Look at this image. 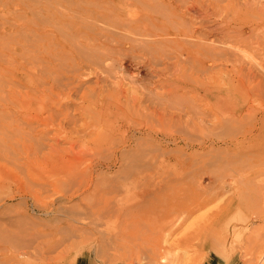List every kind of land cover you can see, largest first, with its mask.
Segmentation results:
<instances>
[{
  "label": "rangeland",
  "instance_id": "1",
  "mask_svg": "<svg viewBox=\"0 0 264 264\" xmlns=\"http://www.w3.org/2000/svg\"><path fill=\"white\" fill-rule=\"evenodd\" d=\"M8 23L14 30L0 33V264L25 261L48 241L58 242L51 264H264V122L253 147L233 144L251 125L244 113L253 102L251 113L264 112V98L246 97L254 84L230 62L242 49V61L264 63V0H0V29ZM85 23L95 29L81 35ZM43 24L54 34L48 51L62 52L51 65L29 46L26 28ZM181 24L188 36L164 33ZM241 30L245 44L235 40ZM202 35L226 55L176 50ZM17 39L25 44L12 56ZM206 64L213 75L197 78L205 88L176 87ZM237 106L243 119L231 121Z\"/></svg>",
  "mask_w": 264,
  "mask_h": 264
},
{
  "label": "bare ground",
  "instance_id": "2",
  "mask_svg": "<svg viewBox=\"0 0 264 264\" xmlns=\"http://www.w3.org/2000/svg\"><path fill=\"white\" fill-rule=\"evenodd\" d=\"M181 1V0H180ZM196 1V0H195ZM198 1V0H197ZM172 2V1H171ZM194 2V1H193ZM200 4H202V3H200ZM171 5H175L176 6V4H171ZM185 5H186V2H185ZM188 6V5H187ZM186 7V6H185ZM185 7H182L183 9L185 8ZM191 7H194V5H193V3H192V5H191ZM201 7V6H200ZM203 7V6H202ZM181 8V9H182ZM182 9V10H183ZM186 9V8H185ZM188 10H190V8L188 7L187 8ZM196 8L194 7V9H191L192 11L193 10H195ZM191 10H190V12H191ZM186 11V10H185ZM196 11V10H195ZM205 11V10H204ZM87 12V11H86ZM183 13H187V14H189V12H184V11H182ZM197 12V11H196ZM97 13V15H98V18L100 19V21H102L103 20V17H104V14H102V13H100V12H96ZM205 13V12H204ZM58 14V16H57V18H58V20H62L63 19V14L62 15H59V13H57ZM89 14H90V12H87V13H85V17H87V18H89ZM196 15H197V13H195ZM91 15H93V14H91ZM189 15H191V14H189ZM188 15V16H189ZM64 16H65V14H64ZM92 17V16H91ZM192 16H190V18H191ZM95 18H97V16L95 17ZM95 20H97V19H95ZM153 24H154V26L155 25H158V24H156L155 22H152ZM161 23V22H160ZM159 23V24H160ZM180 23V22H179ZM248 23H250V22H248ZM94 24V23H93ZM92 25V24H91ZM91 25H89V24H87V23H85V24H82V26L80 27V28H78V30L80 31V34H81V30L83 29L84 30V34H85V32L87 33V31H89V30H94L95 28H91L90 26ZM188 25V24H187ZM148 26V25H147ZM48 27V24H43L42 26L41 25H38L37 27H34V28H31V27H27L26 29L28 30V33L30 34L29 36H31V35H33L34 37H33V42L32 43H34L35 45H33L32 43H30L29 42V46H33V48L34 49H37V48H39L40 47V49H38V52L39 53H41V54H43L44 55V57H45V59L48 61V63H50V65L51 64H54V60L55 59H57L58 58V56H60L61 55V53L62 52H60V54L59 53H55V55H52L51 54V52H49L48 50H50L51 49V40L52 39H54L52 36L54 35L53 34V31L52 32H50L49 33V36H46L47 35V28ZM150 25L148 26V27H146V29L144 30V32H148L149 30H150ZM153 27V26H152ZM206 27V26H205ZM24 28V27H23ZM169 27H167L166 28V30H164V33H168V32H170V31H174V29L177 31H174V32H176V35H189L188 34V30H186L185 28V24H181L179 27H172V29L171 28H169ZM246 28H247V26H246ZM89 29V30H88ZM186 31H185V30ZM191 29V28H190ZM209 29V28H208ZM253 29V28H252ZM14 30V25L13 24H10V23H8V24H4V26L0 29V33L1 34H3V33H7V34H9V33H11L12 31ZM232 30V29H231ZM235 30V29H234ZM194 31V30H193ZM193 31H192V29H191V32H189V33H191L190 34V36L191 37H193V36H195L194 35V33H193ZM213 31V30H212ZM212 31H211V33H212ZM221 31H222V29H221ZM235 31H237V30H235ZM239 31V30H238ZM25 32V31H24ZM210 32V31H209ZM217 32V31H216ZM79 33V32H78ZM215 33V32H214ZM244 33H246V32H242V30H241V33H236L237 34V36L235 35V33L234 34H231L230 36L232 37V36H236L237 37V39H235L236 41L237 40H239L240 41V44L241 43H243L244 42V44H245V39H247L248 38V36H246L247 38H243L242 37V35L244 36L245 34ZM103 35H104V33H102ZM82 35V34H81ZM141 36H143L144 34H140ZM164 35V34H163ZM225 35H227V34H225L224 32L222 33V32H218V40H219V42H221V45H222V43H226V41H224V39H225ZM249 35V34H248ZM217 36V35H216ZM32 37V36H31ZM35 37H37V38H35ZM93 37H95L96 39V41H100V37H97L96 36V34H94V36ZM93 37H91V38H93ZM206 36L204 35V37H203V35L202 36H198V38H197V36H196V38L199 40V41H197L198 43H185V42H181L177 47H178V49H176L177 51L179 50V53L180 52H182V53H188V54H190V53H200V54H203V52H204V55H205V53H206V55H207V57L206 58H211V59H216L217 58V56H220L221 57V54L222 53H224L225 55H226V49H225V51H223V49H221V47L220 46H217V47H215V48H212V46H211V48H209V46H208V44L205 46V44L204 43H202L201 42V40H203V39H206L205 38ZM230 37V38H231ZM250 37V36H249ZM213 38V37H212ZM234 38V37H233ZM254 39V38H253ZM44 40H46V41H44ZM115 40V39H114ZM257 40V39H256ZM116 42H118L117 40H115ZM193 41V40H192ZM229 41V40H228ZM233 41H234V39H233ZM148 42V41H147ZM238 42V41H237ZM25 44L24 43V41H21V40H19V39H17L16 41H15V43L10 47V49H9V52H10V54L13 56V55H19L20 54V52H21V50H22V48H23V46H21V44ZM71 43V42H70ZM149 43V42H148ZM233 44H234V42H232ZM58 44L59 45H62V43L60 42V41H58ZM237 44V43H236ZM236 44H234V45H236ZM250 44V43H249ZM239 45V44H238ZM233 46V45H232ZM242 46V45H241ZM244 46H246V45H244ZM42 47H45L47 50H42ZM220 47V48H219ZM236 47V46H235ZM223 48V47H222ZM225 48V47H224ZM237 48V47H236ZM239 48V47H238ZM237 48V49H238ZM235 49V48H234ZM234 49H233V51H234ZM229 50V49H228ZM240 50V49H239ZM239 50H237L238 52H240ZM238 52H236V50L234 51V54L232 55V56H234V58L232 59V58H229V56H228V58L229 59H232L230 62L232 63L231 65H232V67L235 69V73L237 74V76L238 75H240L239 77L241 78V79H239V80H242V82L243 83H246V85L248 84V85H252V84H254V86H252V87H248V89L247 90H245L246 91V93H245V95H246V97L247 98H249L250 100H251V102H252V97L253 96H257L258 98H264V63H262V62H258V61H256L255 59L253 60V57H252V60H249V61H242V59H241V57H239L238 56ZM45 53V54H44ZM176 53V52H175ZM178 53V52H177ZM176 53V54H177ZM240 53H242V52H240ZM239 53V54H240ZM48 54H51V56L50 55H48ZM232 54V53H231ZM178 55V54H177ZM196 55V54H195ZM203 55V56H204ZM205 55V56H206ZM242 54H240V56H241ZM188 56V55H187ZM189 57H191V56H189ZM188 57V58H189ZM198 57V56H197ZM223 57V56H222ZM227 57V56H226ZM231 57V56H230ZM244 57H245V54H244ZM250 57V59H251V56H249ZM248 57V58H249ZM219 58V57H218ZM225 58V57H224ZM224 58H223V60H224ZM228 58H226V59H228ZM192 59V58H191ZM244 59V58H243ZM245 59H246V57H245ZM219 60V59H218ZM211 61V60H210ZM217 60H215L214 62H216ZM220 61H221V59H220ZM229 61V60H228ZM205 62V61H204ZM222 62V61H221ZM207 63V62H206ZM205 64V63H204ZM164 68V67H163ZM193 72H194V74H196V76H193L194 74L193 73H191L190 75H188L187 77H183L182 79H179L178 81H177V83H176V85H178V86H176V87H178V89H180V90H185L188 86H192V85H197L198 86V88L200 87V86H202V88H205V86L204 85H202L201 84V82H198V76H199V72H203V73H205V72H209V73H211L212 75H213V73H214V68L212 67V65H200V66H196V68L193 70ZM162 74V73H161ZM207 74V73H206ZM235 75V74H234ZM66 78H68V77H66ZM236 78V77H235ZM70 79V78H69ZM21 80V79H20ZM24 80V79H23ZM22 80V81H23ZM38 80V79H37ZM36 80V81H37ZM66 81L68 82V79H66ZM23 83H25V82H23ZM26 84V83H25ZM234 84V83H233ZM35 85H36V82H35ZM247 85V86H248ZM212 87V86H211ZM201 89V88H200ZM208 91V90H207ZM207 91L205 90V92L207 93ZM227 92H229L230 94L231 93H234L235 94V91H233V90H227ZM123 93V92H122ZM211 92L209 91V93H207V94H209V95H211L210 94ZM217 93V92H216ZM120 94V93H119ZM219 94H222V93H220L219 92ZM113 96H116L117 95V93L116 92H113V94H112ZM121 95V94H120ZM123 95V94H122ZM256 97V98H257ZM217 99V98H216ZM138 100V99H137ZM224 100V99H223ZM248 101V100H247ZM255 101V100H254ZM261 101V100H260ZM218 102V101H217ZM224 102V101H223ZM251 102H250V104H251ZM262 102H264V101H262ZM261 102V103H262ZM254 103V102H253ZM252 103V104H253ZM140 104V103H139ZM251 104V105H252ZM262 104H264V103H262ZM224 105V104H223ZM248 105L249 104H247V107H248ZM249 106V107H251V108H248V111L246 112V113H244V115L246 116V117H251L250 119H251V125L247 128V133L246 134H243L242 135V138H236V139H234V141H233V144L235 145V146H239L240 144H241V142L242 143H246V140L249 142V145L251 146V147H253L252 146V144L251 143H253V141H254V138H252V136L255 134V132L257 131V130H259L258 129V125H259V122H264V112H262V113H258V112H256V114H254V112L253 113H251L250 112V110L252 109V106ZM253 106H254V104H253ZM43 108L44 109H46V107H43V106H39L38 107V111H42L43 110ZM254 109V108H253ZM262 109H264V108H262ZM241 110H242V107H240V106H237L236 108H234L233 109V112L231 113V115H228V116H231V121H242V119H243V117H242V119L240 118V119H238V117L240 116V114H243V113H241ZM225 111V110H224ZM259 115V116H258ZM105 115H103V114H99V119H100V122H103V123H105L106 122V118L104 117ZM245 117V118H246ZM223 119V118H222ZM221 120V119H220ZM221 122V121H220ZM223 122V121H222ZM224 122H226V121H224ZM223 122V123H224ZM227 122H228V120H227ZM235 123V122H234ZM239 123V122H238ZM106 124V123H105ZM218 124V123H217ZM240 124V123H239ZM224 125V124H223ZM216 126H218V125H216ZM221 127V126H220ZM223 127V126H222ZM193 138V137H192ZM79 140V139H78ZM198 140V139H197ZM72 142H74L73 140H72ZM79 143V142H78ZM55 144H57V143H55ZM74 144V143H73ZM212 144V143H211ZM224 144V143H223ZM231 145V144H230ZM57 146H59V145H57ZM262 150H259L258 152H264V148H261ZM83 155V154H82ZM80 157H82V156H80ZM87 158V157H86ZM85 159V158H84ZM68 175V174H67ZM72 176V175H71ZM65 177H67V176H65ZM142 197V199L145 201V200H149V199H147V195L145 196V195H143V196H141ZM150 201V200H149ZM100 211V210H99ZM119 218H121V217H118L117 218V220L119 219ZM123 218H124V216H123ZM122 219V218H121ZM120 219V220H121ZM125 219V218H124ZM128 219V218H127ZM131 220V219H130ZM129 220V221H130ZM121 221H123V220H121ZM120 221V222H121ZM119 222V223H120ZM125 222V221H124ZM123 222V224H125ZM134 222V221H133ZM122 223V222H121ZM127 224H128V221H127ZM126 224V225H127ZM51 233V235H55V233L54 232H50ZM56 247H58V242L57 241H48V242H44V246L41 248V250H43L42 252H39V253H37V254H35L34 256L33 255H28V253L27 252H25L26 253V259H25V261L24 260H22V261H18V263L17 264H23L24 262V264H37V263H34L35 261L36 262H38V263H40L41 262V264H42V262H45L46 261V263L47 264H51V263H53L55 260V257H52V256H49L50 255V253L53 251V250H55V248ZM57 249V248H56ZM47 253L46 255L47 256H45V253ZM44 253V254H43ZM53 253V252H52ZM58 256V255H57ZM29 258H33V262L32 261H29V260H27V259H29ZM4 259V258H3ZM24 259V258H23ZM45 264V263H44ZM67 264V263H66Z\"/></svg>",
  "mask_w": 264,
  "mask_h": 264
}]
</instances>
